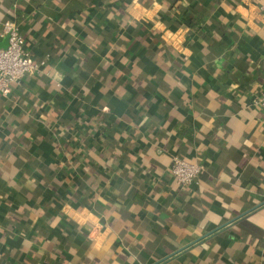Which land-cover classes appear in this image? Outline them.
Masks as SVG:
<instances>
[{"label":"crops","instance_id":"1","mask_svg":"<svg viewBox=\"0 0 264 264\" xmlns=\"http://www.w3.org/2000/svg\"><path fill=\"white\" fill-rule=\"evenodd\" d=\"M261 3L0 0V264H264Z\"/></svg>","mask_w":264,"mask_h":264},{"label":"built area","instance_id":"2","mask_svg":"<svg viewBox=\"0 0 264 264\" xmlns=\"http://www.w3.org/2000/svg\"><path fill=\"white\" fill-rule=\"evenodd\" d=\"M264 14V0L260 5ZM2 34H8L9 44L0 48V92L9 95L15 84L25 77L33 76L47 63V59L35 61L27 42L21 33L19 25L12 20L3 23ZM254 103L264 111V89L254 100ZM170 171L173 180L180 186H189L198 181L205 171L203 162H191L179 156H174Z\"/></svg>","mask_w":264,"mask_h":264},{"label":"trees","instance_id":"3","mask_svg":"<svg viewBox=\"0 0 264 264\" xmlns=\"http://www.w3.org/2000/svg\"><path fill=\"white\" fill-rule=\"evenodd\" d=\"M241 224H243L246 228H257L255 225H253L252 223H250L248 221V219H243L241 221Z\"/></svg>","mask_w":264,"mask_h":264},{"label":"water","instance_id":"4","mask_svg":"<svg viewBox=\"0 0 264 264\" xmlns=\"http://www.w3.org/2000/svg\"><path fill=\"white\" fill-rule=\"evenodd\" d=\"M210 234V233H209ZM209 234H205L203 237L208 236Z\"/></svg>","mask_w":264,"mask_h":264}]
</instances>
